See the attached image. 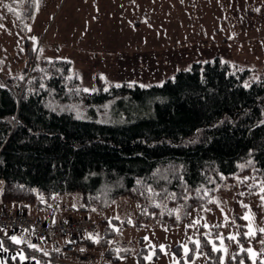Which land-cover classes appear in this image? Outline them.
<instances>
[{
	"label": "trees",
	"instance_id": "obj_1",
	"mask_svg": "<svg viewBox=\"0 0 264 264\" xmlns=\"http://www.w3.org/2000/svg\"><path fill=\"white\" fill-rule=\"evenodd\" d=\"M31 64L0 82V202L37 216L26 207L54 209V194L79 192L85 211L127 197L137 204L140 224L171 218L158 216L161 201L202 208L225 180L252 171L241 183L249 188L243 199L261 203L264 69L245 83L248 68L215 56L160 83L105 86L97 78L85 91L68 58ZM29 244L22 248L27 253L38 249ZM200 244L212 254L207 264H218L220 251L203 235Z\"/></svg>",
	"mask_w": 264,
	"mask_h": 264
},
{
	"label": "rangeland",
	"instance_id": "obj_2",
	"mask_svg": "<svg viewBox=\"0 0 264 264\" xmlns=\"http://www.w3.org/2000/svg\"><path fill=\"white\" fill-rule=\"evenodd\" d=\"M215 56L248 68L245 83L258 77L264 69V0H0V82L21 76L25 64L30 71L31 61L58 57L71 61V73L87 90L96 87L97 78L105 86L148 85ZM252 174L225 180L199 209L187 210L186 201L171 206L161 201L158 216L171 218L140 224L137 204L127 197L87 211L80 209L77 191L54 194L51 202L67 217L92 223L88 234L100 240L83 252L94 263L104 258L110 264H207L212 254L200 244L203 235L212 249L213 243L226 249L218 264H262L264 202L243 199L249 188L241 185ZM249 226L255 236L246 235ZM248 249L256 253L254 260Z\"/></svg>",
	"mask_w": 264,
	"mask_h": 264
},
{
	"label": "built area",
	"instance_id": "obj_3",
	"mask_svg": "<svg viewBox=\"0 0 264 264\" xmlns=\"http://www.w3.org/2000/svg\"><path fill=\"white\" fill-rule=\"evenodd\" d=\"M91 228L92 223L87 218L83 220L67 216L43 218L32 216L23 209L0 208V229L18 231L22 235L28 236L31 242H49L51 249L48 255L37 250H30V253L35 257L47 259L49 262H59L58 253L55 252L56 249H59L62 256L78 257L82 260L91 261V264H97L93 263L94 256L91 253H81L77 249V242L83 233ZM68 241H73V243H68Z\"/></svg>",
	"mask_w": 264,
	"mask_h": 264
},
{
	"label": "crops",
	"instance_id": "obj_4",
	"mask_svg": "<svg viewBox=\"0 0 264 264\" xmlns=\"http://www.w3.org/2000/svg\"><path fill=\"white\" fill-rule=\"evenodd\" d=\"M60 203V202H59ZM63 207V203L60 204ZM1 207H5L9 210H15L18 209L17 207V203H2L0 202V208ZM60 206H56L54 207V209H49L47 207H42L40 206L39 208L35 207V208H30V207H26V209L31 213V214H35L39 217H43V218H51V217H57V216H66L64 214V210L59 208ZM1 230L0 232L3 234V237L0 238V264H40L41 262H39L38 259H36L35 257H33L32 255L28 254L24 249H22L21 244H17L14 243L10 238L15 236L19 239H21L23 241V243H31L30 239L27 236H19L17 232H15V234H13V236L8 235L7 231ZM85 233L84 235V239L90 234ZM7 242L8 244H10L11 246H7L5 245V243L3 242ZM90 241L89 239H85V241H83L82 243H80L81 247L84 248L85 250H88V246L90 245ZM34 245H36V248L38 249H47L49 243L46 242H35L33 243ZM85 245H87L85 247ZM6 249V250H5ZM90 251V250H88ZM45 253V252H44ZM21 254H23V256L25 257V259H21ZM59 262L57 263H53V264H80L83 262H86L85 260L82 261V259L78 258V257H71V256H59L58 257ZM102 260V264H110L109 262L105 261L104 258H101ZM42 264V263H41ZM115 264V263H113Z\"/></svg>",
	"mask_w": 264,
	"mask_h": 264
},
{
	"label": "snow or ice",
	"instance_id": "obj_5",
	"mask_svg": "<svg viewBox=\"0 0 264 264\" xmlns=\"http://www.w3.org/2000/svg\"><path fill=\"white\" fill-rule=\"evenodd\" d=\"M10 10H11V9H10ZM118 86H119V85H118ZM247 86H248V85H245V87H247ZM85 91H87V89H85ZM13 119H14V118H13ZM261 123H264V121H262ZM249 163H251V162L249 161ZM245 179H247V178H245ZM148 190H149V191H152L151 188H149ZM260 193H264V182H261L260 185H259V193H257V194L259 195ZM241 195H243V193H241ZM260 200H261L262 202H264V195H260ZM242 206L245 207V208H248V205H242ZM93 211H95V209H93ZM226 219H227V217H226ZM243 219H245V220H250L251 217L248 216V215H245V216L243 217ZM129 222H130V221H129ZM260 231H261V232H264V229H261ZM246 235H248V236H255V233H254L253 231H251V226H249V232L246 233ZM87 238H88L89 240H92L94 243H99V240H100V237H99L98 235L93 236L92 234H89ZM10 239H11L14 243H17V244L23 243V241H22L21 239L15 237V236L11 237ZM229 239L236 240V237H235V236H230ZM262 242H264V241H262ZM68 243H73V241H68ZM195 243L197 244V247H199V242L197 241V242H195ZM28 246L31 247V248H34V249L36 248V245H34V244H29ZM5 250H6V249H5ZM36 250L39 251L40 249H36ZM220 250H223V251L226 252V249L217 248L216 244L213 243V251H220ZM56 251H59V249H56ZM80 251L83 252L84 249L82 248V249H80ZM117 251H119V249H117ZM247 251H248L249 254L253 257V260H254V258H255V256H256V253L253 252L252 249H248ZM184 252H185V254L187 255L188 252H189V249H188L187 247H185ZM44 255H48V253L45 252ZM21 259H25V257L23 256V254H21ZM149 259H150V257H149ZM262 264H264V262H262Z\"/></svg>",
	"mask_w": 264,
	"mask_h": 264
}]
</instances>
